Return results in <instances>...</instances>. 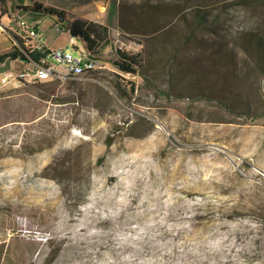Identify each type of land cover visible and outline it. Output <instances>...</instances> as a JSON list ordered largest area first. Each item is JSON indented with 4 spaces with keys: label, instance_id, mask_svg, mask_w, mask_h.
<instances>
[{
    "label": "rangeland",
    "instance_id": "374dc122",
    "mask_svg": "<svg viewBox=\"0 0 264 264\" xmlns=\"http://www.w3.org/2000/svg\"><path fill=\"white\" fill-rule=\"evenodd\" d=\"M16 2L53 14L16 31L101 67L0 85V264H264V57L239 44L264 0ZM116 48L138 53L130 104Z\"/></svg>",
    "mask_w": 264,
    "mask_h": 264
},
{
    "label": "built area",
    "instance_id": "2783aa9c",
    "mask_svg": "<svg viewBox=\"0 0 264 264\" xmlns=\"http://www.w3.org/2000/svg\"><path fill=\"white\" fill-rule=\"evenodd\" d=\"M18 27L23 30V46H17L24 65L14 73L5 72L4 85L11 80V85L20 86L47 80L94 79V72L101 67L99 58L91 52L76 53L67 46H49L40 31L24 20L19 21Z\"/></svg>",
    "mask_w": 264,
    "mask_h": 264
},
{
    "label": "trees",
    "instance_id": "16d2710c",
    "mask_svg": "<svg viewBox=\"0 0 264 264\" xmlns=\"http://www.w3.org/2000/svg\"><path fill=\"white\" fill-rule=\"evenodd\" d=\"M17 0H10L7 5H0V14H8L10 11L16 12H22L25 10H33L37 12H42V13H49L53 15L52 9L50 8H43L40 5L37 4H23L20 5L16 2ZM4 2L3 0H0V3ZM55 18L58 20H65L62 13H56ZM56 23V22H55ZM34 27L37 29V26L34 25ZM64 28V27H63ZM68 29L67 32L71 34L72 36L77 37L83 45H86L88 48L93 47L96 42L99 40L98 36L92 35L91 31V26H87L81 21H73L70 26L66 27ZM11 36L13 39L16 41L19 46H23V41L22 39L17 36L14 33H11ZM249 39L245 41L246 36L242 37L240 39V46H246L254 51V55H261V57H264V39L261 37H250L248 36ZM245 42V43H244ZM258 42V44L256 43ZM244 43V44H243ZM257 44V45H256ZM37 56V54H34ZM138 53L134 52L130 49H120L116 48L114 57L110 58L109 61L112 64L113 68L116 70L118 75V80L115 85V92L117 96L125 101L127 104H130L131 102V97L135 91V84L134 81L127 79L124 77V74L128 75H133L136 73V59H137ZM0 57H10V58H24L23 54L21 53L19 47L17 45H13L8 51L0 55ZM74 81V80H71Z\"/></svg>",
    "mask_w": 264,
    "mask_h": 264
},
{
    "label": "crops",
    "instance_id": "0c3cea01",
    "mask_svg": "<svg viewBox=\"0 0 264 264\" xmlns=\"http://www.w3.org/2000/svg\"><path fill=\"white\" fill-rule=\"evenodd\" d=\"M15 13L16 12L14 11H10L8 14H0V55L8 51L14 44L17 45L16 41L11 36V33H14L19 37H22L19 31L18 30L16 31L15 28L12 27V23L15 21V19L13 18V15ZM2 23H5V24H2ZM45 43L49 45L47 42ZM23 65L24 63L19 57L17 58L0 57V85H4L2 83V77H1L3 73L5 72L14 73L17 69L22 68ZM7 84L11 85L12 80L7 82Z\"/></svg>",
    "mask_w": 264,
    "mask_h": 264
}]
</instances>
